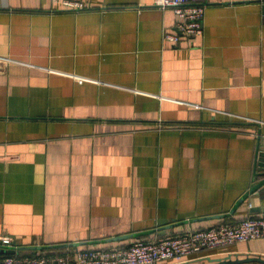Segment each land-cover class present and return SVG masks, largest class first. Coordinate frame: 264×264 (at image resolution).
<instances>
[{
    "label": "crops",
    "instance_id": "crops-1",
    "mask_svg": "<svg viewBox=\"0 0 264 264\" xmlns=\"http://www.w3.org/2000/svg\"><path fill=\"white\" fill-rule=\"evenodd\" d=\"M79 1L0 0V236L65 253L264 215V0H207L178 44L157 0ZM230 254L264 237L158 264Z\"/></svg>",
    "mask_w": 264,
    "mask_h": 264
},
{
    "label": "built area",
    "instance_id": "built-area-1",
    "mask_svg": "<svg viewBox=\"0 0 264 264\" xmlns=\"http://www.w3.org/2000/svg\"><path fill=\"white\" fill-rule=\"evenodd\" d=\"M206 1L157 0L156 6L172 8L176 14V30L165 33L166 39L178 44L182 37L192 38L202 34ZM61 4L72 10L85 7L79 0H61ZM261 237H264V215L253 214L204 229L141 237L129 245L90 247L65 253L8 254L0 256V264H158L169 260L181 261L204 250ZM13 241L10 236H0L3 245Z\"/></svg>",
    "mask_w": 264,
    "mask_h": 264
},
{
    "label": "water",
    "instance_id": "water-1",
    "mask_svg": "<svg viewBox=\"0 0 264 264\" xmlns=\"http://www.w3.org/2000/svg\"><path fill=\"white\" fill-rule=\"evenodd\" d=\"M262 151V159H261V165L262 168H264V148L261 147ZM22 248H31V246H25L18 244L17 241H13L10 244H1L0 242V255L2 254H16L18 250ZM37 249L45 248V246H38L34 247ZM207 261H209L210 264H264V256L260 255H247L244 257H240L238 255H235V257L230 254L225 257H218V258H212V257H205Z\"/></svg>",
    "mask_w": 264,
    "mask_h": 264
},
{
    "label": "trees",
    "instance_id": "trees-1",
    "mask_svg": "<svg viewBox=\"0 0 264 264\" xmlns=\"http://www.w3.org/2000/svg\"><path fill=\"white\" fill-rule=\"evenodd\" d=\"M38 252H42V251L31 249V248H22L18 250L16 254L17 255H36ZM4 255H8V254H2L0 256H4Z\"/></svg>",
    "mask_w": 264,
    "mask_h": 264
}]
</instances>
